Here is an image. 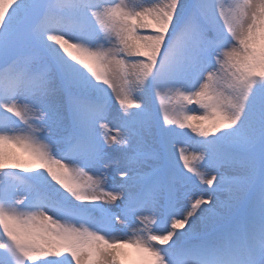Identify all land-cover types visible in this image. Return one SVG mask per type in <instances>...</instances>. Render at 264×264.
I'll use <instances>...</instances> for the list:
<instances>
[{
  "label": "snow or ice",
  "instance_id": "6c2138e0",
  "mask_svg": "<svg viewBox=\"0 0 264 264\" xmlns=\"http://www.w3.org/2000/svg\"><path fill=\"white\" fill-rule=\"evenodd\" d=\"M0 264H264V0H0Z\"/></svg>",
  "mask_w": 264,
  "mask_h": 264
},
{
  "label": "rangeland",
  "instance_id": "374dc122",
  "mask_svg": "<svg viewBox=\"0 0 264 264\" xmlns=\"http://www.w3.org/2000/svg\"><path fill=\"white\" fill-rule=\"evenodd\" d=\"M136 2H139V0H136ZM22 175L24 174V173H21Z\"/></svg>",
  "mask_w": 264,
  "mask_h": 264
}]
</instances>
